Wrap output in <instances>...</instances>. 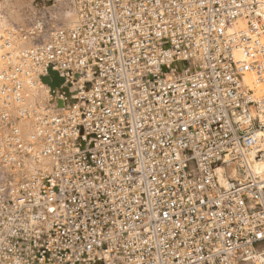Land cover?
I'll return each instance as SVG.
<instances>
[{
  "label": "built area",
  "instance_id": "built-area-1",
  "mask_svg": "<svg viewBox=\"0 0 264 264\" xmlns=\"http://www.w3.org/2000/svg\"><path fill=\"white\" fill-rule=\"evenodd\" d=\"M76 5L74 26L0 56V165L50 160L0 182V264L250 258L264 242V0ZM50 71L80 76L76 102L29 111L19 76L50 85ZM10 100L39 148L23 142ZM218 165L236 175L219 181Z\"/></svg>",
  "mask_w": 264,
  "mask_h": 264
},
{
  "label": "bare ground",
  "instance_id": "bare-ground-1",
  "mask_svg": "<svg viewBox=\"0 0 264 264\" xmlns=\"http://www.w3.org/2000/svg\"><path fill=\"white\" fill-rule=\"evenodd\" d=\"M31 20L33 22L41 20L44 25L43 30L40 35L25 37L22 30L33 23ZM45 20L53 30L57 27L74 26L79 20L76 0H0V33L5 37L3 40L0 39V56L5 50L4 48H7L16 59L25 49L30 48L36 39H48L52 32L45 29L48 27L45 26ZM30 21L32 23L29 24ZM236 26L239 28H234L241 29L244 27V23L238 20ZM6 41L8 47L5 46ZM50 74L56 75L55 80L50 85L45 84V81H43L44 83L41 82L39 77L35 80H29L27 75L19 76L24 87L22 91L25 92L23 101L30 106L28 107L29 111L42 108L49 113L58 114L76 102V94L81 84L80 76L76 75L73 78H67L65 81V79L59 78L54 71H50ZM14 75L16 74L14 73ZM1 100L0 98V105ZM9 102L8 107L11 111V118L13 117L12 123L20 129L23 142L29 143L33 149L39 148L41 144L38 139L32 136L35 130L34 121L31 118L19 116V109L22 108L20 103L11 100ZM83 144L85 145V143ZM31 154L34 155V152ZM21 157L22 164L15 169L0 165V182L6 180L20 181L23 177L33 173L35 168L45 167L50 162L47 157L32 158L24 155ZM255 167L264 177V159L255 162ZM216 175L219 181L225 182L227 176L236 175V170L232 165H218ZM239 264H264V242H260L256 246V251L250 258L240 261Z\"/></svg>",
  "mask_w": 264,
  "mask_h": 264
},
{
  "label": "rangeland",
  "instance_id": "rangeland-1",
  "mask_svg": "<svg viewBox=\"0 0 264 264\" xmlns=\"http://www.w3.org/2000/svg\"><path fill=\"white\" fill-rule=\"evenodd\" d=\"M43 19H45V18H43ZM31 21H32V20H31ZM31 21L28 22V23L30 24V23L33 22V21H32V22H31ZM45 23H46V24H45ZM45 23H44L45 26H48V27H45V29H46L48 32H49V30H51L50 32H52L53 28L51 27V25H49L48 22H47L46 20H45ZM47 24H48V25H47ZM49 27H51V28H49ZM23 28H24V27H23ZM48 34H50V33H48Z\"/></svg>",
  "mask_w": 264,
  "mask_h": 264
}]
</instances>
